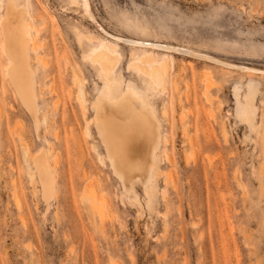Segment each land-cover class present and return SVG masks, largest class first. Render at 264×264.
<instances>
[{
    "label": "rangeland",
    "instance_id": "rangeland-1",
    "mask_svg": "<svg viewBox=\"0 0 264 264\" xmlns=\"http://www.w3.org/2000/svg\"><path fill=\"white\" fill-rule=\"evenodd\" d=\"M3 1L0 0V12ZM18 1L23 3L24 0ZM29 4L46 9L53 18L58 41H64L67 53L75 59V63L76 61L78 63L79 69L77 70L84 77V87L87 90L86 96L89 101L97 93L93 87V81L96 82L99 78L96 77L88 61L82 60L75 33L79 30L99 38H105V36L95 28V24L91 23L79 5L72 4V0H29ZM89 5L96 18L102 23L101 25L114 33L191 46L227 61L252 66L255 70L247 75L239 71L228 72L218 68L213 62L193 58L183 52H172L171 73L167 87L159 92V96L155 99L157 109L161 114L162 132L166 133L167 140L170 138L163 146L166 144V152H169L171 158H167L166 162L165 155L159 153L163 156H159L161 173L164 177L169 174V180L164 179L163 175H157L158 187L163 188L166 195L164 194L165 198H163L158 192L152 213L144 206L145 195L142 193L141 184H137L135 190L138 204H141L142 209L133 202L132 192L123 190L119 180L106 163V158L104 165L98 161L97 152L91 147V142L94 140L97 143V151L101 153H103V148L93 128L94 138L85 136L83 135L85 133L81 132L84 136L82 138L85 139L84 148L73 147L68 141L71 128L68 124L64 125L59 122L58 113L54 114L52 109H45L44 106L38 105L36 117L41 119L44 113H47V116L45 123L42 120L37 121V127L32 116L10 90H7L8 95L7 93L1 94L3 104L0 113V264H111V262L112 264H199V260L200 264H264V172L262 177H256V173L252 174L257 169L261 149L258 148V144L253 146L256 144L254 142L255 127L248 125L237 115L236 99L233 93L235 83H244L247 80L254 82L256 94L253 102L256 113L253 123L257 121L258 112H262L261 116L264 118V0H89ZM118 44L119 60L115 73L120 71L124 79L132 81L139 88L142 85L139 76L136 75L138 74L136 71L139 70L127 63L133 61L131 58L139 61L136 59L144 51L132 49V52L129 44L121 41ZM45 50L38 49L39 53H43L41 59L35 56L34 50L30 49L29 54L31 65L36 70V84L42 98L41 102L50 106L52 99L46 89L47 78L41 71L46 65L44 63L46 61L49 63L54 56ZM158 52L154 50L152 53L159 57L161 54ZM2 58L0 61L5 62V56ZM1 65L0 73H3L5 66ZM60 65L66 80L61 87L57 85L58 82H55L58 95L60 94L59 101L62 102L65 99L61 106L64 104L69 108L71 105L73 109H76L73 93L68 91L71 89L68 83L70 67L67 65L68 68L65 69L61 61ZM207 74L212 78L210 100L201 97L203 81L206 80ZM175 78H177V87L184 94L189 89V96L191 97L194 93L195 97L180 98L178 88L175 86ZM185 81H188L189 85L186 86ZM244 86L240 88L241 96L246 90ZM163 103L168 105L167 112H163ZM10 104L14 105V109ZM191 105L196 106V109L190 108ZM210 108L213 112L209 115L207 113ZM195 110L199 113L203 124L196 128L198 132L195 130V133L200 135V138L205 133L206 137L201 140L207 142V145L200 142L199 138L196 141L195 127H192L194 119L192 115L196 114ZM180 114L188 119L185 120V116L182 117ZM54 115H56L55 118ZM189 119L192 122L188 123ZM58 122L60 125L57 126ZM181 122L188 124L187 129L183 128ZM220 122H223L227 130V143L221 134ZM51 126L53 128L50 130ZM56 126H60L57 132L60 136L58 138L56 137L58 135L55 136ZM190 126L191 128L188 129ZM202 127H207V129ZM42 129L47 131L43 132ZM75 131L73 129L74 135ZM79 131L82 129L80 128ZM42 132L45 133L43 140ZM184 133L186 136L182 135ZM209 136H213L211 140ZM19 138L26 140L24 142L28 144L27 147L32 154L44 148L46 153H49L47 162L49 166L52 165L49 168L52 172L53 191L51 190L47 195L45 192V195H42L43 191L42 188L40 189L41 184L36 173H34L35 178L33 176L32 179L26 173L27 165L25 167L26 161L20 152ZM190 139L195 140L189 141ZM185 140L188 141L184 142L189 145L187 147L183 143ZM64 142L68 144L65 145ZM197 142L204 145V153L201 148L199 150ZM48 143L53 147H50ZM209 143L217 147L210 146ZM193 144L199 151L195 148L196 146L193 147ZM47 148L48 151L52 149L48 152ZM191 148H194V153ZM186 150H189V153L186 152L189 156L184 153ZM206 151L211 157L205 154ZM83 152L84 156L86 155L84 158ZM251 152L253 153L250 154ZM192 153L193 155L197 153L195 162ZM254 153L255 156H253ZM216 156L218 157L217 162ZM76 158H80L77 164ZM161 158L164 161H161ZM81 159L84 162V171H87V175L89 173L87 177L99 175V179L106 185L112 200L114 217L105 219L103 228L106 229V236H102L98 230L97 220L89 218L84 211L77 197L78 190H76V198L74 199L73 196V199L71 198V179H79L77 175L82 172L81 164H79L82 163ZM170 159L171 163L174 162L172 164L174 166H170ZM200 160L206 164V171L202 169V166L200 167ZM209 161L211 166L208 164ZM252 163L255 166L253 172ZM185 164L187 165L184 166ZM212 164L215 168H212ZM219 165H221L220 170ZM187 166L189 169L193 167L192 170L197 166L198 173L195 169L186 173L190 171ZM216 168L220 171L219 173L215 172ZM88 169L96 171L97 174L94 172L92 175L93 173L88 172ZM234 170L237 171H235L237 174L235 176L233 175ZM169 171H173L172 175L175 177L172 181L173 176ZM200 171L202 173H199ZM194 172V175L198 174L197 179L193 175ZM238 174L237 178H241L244 186L237 184ZM68 182H70L69 189L67 188L69 187ZM171 182L177 183H175L177 190L176 187L171 186L173 185ZM66 189L70 194L66 192ZM17 194L20 195L21 200H17ZM136 205L140 207L139 210L142 213ZM157 210L168 212L165 215L156 212ZM200 230H203V236H200ZM194 238L197 240L196 243L193 242ZM203 239L205 244L209 243V247L203 243ZM199 246L201 249L198 248ZM162 250H164V256L160 255ZM156 253L159 254L158 257L155 256Z\"/></svg>",
    "mask_w": 264,
    "mask_h": 264
},
{
    "label": "bare ground",
    "instance_id": "bare-ground-1",
    "mask_svg": "<svg viewBox=\"0 0 264 264\" xmlns=\"http://www.w3.org/2000/svg\"><path fill=\"white\" fill-rule=\"evenodd\" d=\"M72 4L79 5L81 7L83 13L87 16L88 19L91 20V18H96V15L94 14V12L92 11V9L89 5V0H72ZM94 26H95V28H97L101 32V30L98 28L97 25H94ZM43 30H45V31L42 33ZM101 34L104 35L105 38H99V37H96L95 35L85 34L83 32H80L79 30H76V33H75V39H76L77 44L79 45V48L81 51L80 56H81L82 60H86V62L88 61L91 68L94 70L96 77L99 78V79H97V80H99L98 81L99 83H97V80H96V82H95V80L93 81V87L97 93L93 96L92 99H90L88 101L89 98L86 96L87 90L84 87V81H83L84 77H82L79 73V70H77V69H79L77 66L78 63H77V61L75 63V59H73L67 53L68 51H66L67 48H66L64 41H62V40L58 41L59 38H58V35L54 29L53 18L48 14L46 9H44L42 7L41 8L36 7V5L30 6L29 0H24L23 3L19 2L18 0H4L2 2V7H1V12H0V59L2 58V56H5L6 61L5 62H3V60L0 61V64L5 66L3 73H0V113H1V107L3 104V99L1 97V94L7 93V95H8L7 90H10L17 97V99L19 100V103L27 110V112H29L30 116H32L33 121L35 123H37L36 126L38 125V122H37L38 120H42L44 122V121H46V116H47V113H44V114L40 113V114H42L43 117L41 119H38V117H36V114L38 112L37 111L38 105L44 106L45 109H52L54 111L53 112L54 114L58 113L57 116L59 117L58 118L59 122H61L64 125L68 124V126H70L69 128H71V132L69 131L70 137L68 136L70 138V140H68V141H70V144L73 147H78L80 149L82 147L84 148L83 141L85 139H83L82 136L88 135V136L93 137V135H92V128H93L95 133H96V136L98 137V140H99V142L103 148V153H101V152L97 151V143L94 140L91 142V147L93 148L94 151L97 152L98 161L104 165V163L106 162L105 161V158H106V160H107L106 163H108L112 173L119 180L123 190L132 192V195H133L132 200L136 204H138V198H137L135 186L137 184H141L142 185L141 187L143 188L142 193L145 195L144 196L145 197L144 198L145 199L144 206H146L147 207L146 209L147 210L149 209V211H151V213H152V210H154V209H152L153 205L157 201L158 192H159V195L161 194L162 195L161 197H163V198H165L164 194L166 195V193H164L165 192L164 189L163 188L161 189L160 187H158V184H157L158 183L157 182V175L158 174L163 175V173H161L162 168L160 165V157L159 156L165 155V158H166L165 161L168 160L167 158H171V157H169L170 156L168 154L169 152H166V150H167V149H165L166 144H165V146H163L164 143L169 141L170 138L167 140L168 137H166L167 136L166 133L164 134L162 132L163 131L161 129L162 128V121L160 118L161 114L158 111L159 109H157L158 106L155 103L156 102L155 99H156V97L159 96L158 95L159 92L163 91L167 87V83L169 81V77H170V73H171L170 62H171L172 57H173L172 52H174V51L175 52H183V53H185L188 56H191L193 58L213 62L218 68H220L224 71H228V72L239 71V72H241V74L247 75V74H251V72H254L255 69L252 66L240 65L239 63L227 61V60L219 58V57H217V56H215L209 52L202 51V50H199V49L191 47V46H184V45H180V44L162 42V41H158V40H148V39L138 38V37L137 38L127 37V36H123V35L116 34V33H115L116 34L115 36H109L103 32H101ZM48 38H49V40H48ZM119 41L126 43V44H129L131 51H132V49H137V50L140 49V51L141 50L144 51V53L139 58L137 57L138 59H136V60H139V61H135L134 59L131 58V60H133V61L130 60L131 62L127 63V65H130V66L133 65L134 69L136 67L137 68L136 70H139V71H136V72H138V74H136V75L139 76V80L142 82V85L139 88L132 81L124 79L122 74L120 73V71L115 73L117 62L119 60L118 59L119 58V53H118V46H119L118 42ZM39 48H41L42 51L44 49H46L45 50L46 52L52 53V55L54 56L53 59L50 60L51 62L48 60L49 63H47V61H46V63H44V65L45 64L46 65L43 67V69L41 71V73H45L44 77L47 78L46 89L50 95V98L52 99L50 106H47L46 104L41 102L42 98L40 97V93L38 91V87L36 84L37 83V79L35 76L36 70L34 67H32L33 65H31L32 63L30 62V60H31L30 59L31 57L29 54L30 49H31V51L34 50L35 56L37 58H40L43 53H39V51H38ZM154 50L159 51L161 55L159 57L157 55V57H156V55L154 53H152ZM43 59H44V57H43ZM37 60L39 61V59H37ZM60 61L64 64L63 67L65 69L68 68L67 65L70 67V72L68 71L70 79L68 80L69 82L68 81L67 82L70 83L71 87H69V88H71V89H68V91H69V93L71 91H72L71 93H73V96L72 95L71 96L75 99L76 107H77L76 109H73V106H71V105L69 108L64 106V104H63V106H61V103L64 102L65 99L62 102L59 101V97H60L59 95L60 94L58 95V90L55 87V84H56L55 82H58L57 85H60L59 87H61L64 85V80H66V79H64V74H63L64 71L61 69ZM143 62H145L146 64ZM67 73H65V75ZM206 76H207L206 80L204 79L205 81H203L204 83H203V87L201 90V97H202V99L204 97L205 99L210 100L212 97V93L210 91L211 86H212V81H211L212 78L209 76V74H207ZM66 78H68V77H66ZM125 80H127V81H125ZM174 82L176 84L175 85L176 88H178L177 87V78L174 79ZM185 84L187 86V85H189V82L185 81ZM243 86H244V88L246 87V90L244 91L243 96H241L239 92H240V88H242ZM188 87H186V88H188ZM66 88H68V86ZM184 90H185V88H184ZM188 90L189 89H187V91L185 90L186 93L184 94L182 92V90L180 88H178L177 92L179 94V97L182 98L183 96H185V97L189 96L190 93L188 92ZM233 93H234V96L236 99L235 107H236L237 115L240 117L241 120L245 121L248 125L255 127L254 142L256 144L255 145L253 144V146H256L258 144V148L260 147L259 149H261L260 150L261 151V157H260L259 161H257L258 166H257L256 170L254 169L255 166H253L255 162L252 163V165H251V166H253L252 172H253V170H255L252 174L256 173V175L254 174L256 177H262L263 172H264V118H262V116H261L262 112H258L257 121H256V123H253V118H254L255 113H256L255 112V104L253 102L254 95L256 94V84L250 80L244 81V83L243 82L235 83ZM193 94H192V96L195 97V94L194 95ZM187 98H185V99H187ZM189 99H188V101H189ZM193 104L195 105V102ZM10 106L13 107L14 105L10 104ZM167 106H166V103L162 104L163 112L168 111ZM192 107H194V106L191 105L190 108H192ZM13 109H14V107H13ZM17 109H18V107H17ZM192 109H191V111H192ZM210 110H211V108H210ZM210 110H208V113L207 112L206 113L209 114L211 112L210 114H212L213 111L212 110L210 111ZM39 111H40V109H39ZM197 111H199L198 108H197ZM18 112H19V110H18ZM195 112H196V110H195ZM55 116L56 115H54L53 117L55 118ZM184 116H182V117H184ZM192 116L194 117L193 122L191 121L192 118L189 117V118H191V120L189 119L188 123L190 121L192 122V124H193L192 127L193 126L195 127V129H194V133H195L196 128L199 126H203V124H202V121H201V118H200L198 112H196V114L195 115L193 114ZM182 117L180 119L183 121ZM186 118L188 119V117L185 116L184 119L186 120ZM180 119H179V121H181ZM59 122H58L57 126L60 125ZM35 123H34V126H35ZM186 123H187V121H186ZM20 124H21V122H20ZM186 125L188 126V124L182 123V126L184 129H187ZM57 126H56V129H57L56 133L53 132V134L55 133V136L58 135V136H56L58 138L60 136L57 132H58V128H60V126L59 127H57ZM52 128H53L52 126H51V128L49 127L50 130ZM80 128L82 129V131H79ZM189 128H191V126L188 127V129ZM202 128H204V127H202ZM205 128L207 129V127H205ZM14 129L15 128H13V130ZM34 129H36V128H34ZM73 129L76 130L75 135H74ZM204 129H202V130L204 131ZM202 130H200V132ZM220 130H221V134L224 138V141L226 140L225 143H227V141H228L227 140V137H228L227 136V130L225 129L223 122H220ZM45 131H47V130H45ZM45 131L43 130V132H45ZM182 131H183V129H182ZM185 131H187V130H185ZM189 131H191V130H189ZM43 132H42L43 136H41L42 140H43L44 134H45V133L43 134ZM81 132H83L85 134L82 135ZM207 132H210V131H207ZM191 133H192V131H191ZM204 134H203V136H201L202 138L206 137V136H204ZM182 135L186 136V133H184ZM188 135H189V133H188ZM196 135H198V134L195 133L196 141L198 140L197 138H199V140L202 139L199 137L200 135H198V137ZM56 137H55V139H56ZM68 137H66V139ZM189 137H190V135H189ZM211 137H213V136H211ZM211 137H210V140H211ZM185 138H187V137H185ZM214 138H216L215 135H214ZM214 138H213V140H214ZM45 139H46V137H45ZM207 139H208V137H207ZM207 139H205V140H207ZM20 140H22V141H20ZM46 140L48 141V139H46ZM59 140H60V138L57 141L59 142ZM186 140H188V139H186ZM186 140L183 141V143L186 142ZM191 140H195V139H190L189 141H191ZM216 140H218V139H216ZM24 141H26V140L19 138V142H20L19 146L21 149L20 152L22 154V157H24L23 159L26 161L25 167L27 165V168H26L27 172L26 173L29 174V177L31 179L34 176V173H36V176L39 180V183L41 184L40 189L42 188V191H43V192H41V191L40 192L43 193L42 195H45V194L47 195L48 192H50L51 190L53 191L52 172L49 168L52 165L49 166V164L47 162L48 161L47 158H48L49 153H46L45 148H44L41 151L38 150L39 152L34 151L35 154L34 153L32 154L31 151L29 152V149H28L29 147H27L28 144ZM207 141H209V140H207ZM193 142L194 141H192V143ZM200 142H204V141L201 140ZM200 142H197V144L199 145L198 148H199V150L201 148V150H203V152L202 151L201 152L204 153L205 147ZM50 143L52 144V142H50ZM204 143H205V145H207L206 144L207 142H204ZM215 143H217V142H215ZM64 144H65V142H64ZM66 144H68V143L66 142ZM211 145H212V143L210 144V146ZM185 146L187 147L189 145L185 144ZM194 146H196V145L193 144V147ZM212 146L217 147V145H214V144ZM50 147H53V145L52 146L50 145ZM202 147H204V149ZM219 147H221V146H219ZM188 148H190V147H188ZM195 148L197 149V146ZM206 148H208V147L206 146ZM193 149L191 148L192 152H193ZM252 149H254V147H252ZM46 150L48 151V148ZM230 150H229V152H232ZM81 151H80V153H81ZM188 151L186 150L184 153L188 155V153H189ZM186 152H188V153H186ZM193 153H192V155H193ZM252 153L253 152H251L250 154H252ZM259 153L260 152L258 150V155L260 156ZM185 154H184V156H186ZM195 154H197V153H195ZM195 154L193 155L194 162L197 158V157H195L196 156ZM205 154L210 155L207 151L205 152ZM220 155H222V154H220ZM220 155H219V157H220ZM85 156H84V152H83V158ZM253 156H255V153ZM161 157H163V156H161ZM210 157H211V155H210ZM256 157H257V153H256ZM217 158L218 157L216 156V158H215L216 162H217ZM222 158H224V157H222ZM82 159H81L82 163H79V164H81V171L82 172L78 173L80 175H77V177H79V179L77 177H76V179H78V180H75L74 178H72L71 179V185H70V182H68L69 184L67 183L68 186L69 185L71 186V189H70L72 191L71 192L72 193L71 198H72V196L74 199L76 198L75 197L76 196V190H78L79 192H78L77 197H79V200L82 204V207L85 209L84 211H86L89 218H91L92 220L95 219V221L97 220L98 228H99L98 230H100L102 236H106V233H105L106 229L104 230V228H103L104 223H105V219L107 217L108 218L114 217V214H113L114 207L112 204V200H111V197L109 196V192L107 190L106 185L101 181V179H99V175H94V172H95V174H97L96 171L93 172L92 170H89L90 169V167H89L88 172L90 171V173H93L92 175H94V177H90V178L87 177V176H89V173L87 175V171H84V169H83L84 162ZM172 159H174V158H172ZM202 159L204 160V156L202 157ZM219 159H218V161H219ZM78 160H80V158H76V164L78 163ZM232 160L234 161L233 157H232ZM25 161H23V162H25ZM69 161H70V159H69ZM161 161H164L163 158H161ZM187 161H185V162H187ZM198 161H199V159H198ZM226 161L228 162V160H226ZM226 161H224V162H226ZM251 161H253L252 158H251ZM91 162L93 163V161H91ZM174 162H175V159H174ZM200 162H201V160H200ZM211 162H213V161L211 160ZM211 162L209 161V163H208L210 166H211ZM161 163H163V162H161ZM173 163H171V159H170V166H174V165H172ZM68 164H69V162H68ZM88 164H87V166H88ZM223 164H225V163H223ZM229 164H232V163H229ZM69 165H71V164H69ZM186 165L187 164H185L184 166H186ZM199 165H200V167L202 166V169L204 171H206V164L204 162H201V164H199ZM199 165H197V166H199ZM214 165H215V163H214ZM234 165L236 166L235 162H234ZM219 166H220V168H219ZM219 166H218V168L220 170L221 165H219ZM237 166H239V165H237ZM196 167L194 169L197 172V170H199V169H198V167L197 168ZM213 167L214 166L212 164V168ZM79 168H80V166H79ZM192 168L193 167H191L189 169V167H188V169L190 171H186V173L187 172L190 173ZM236 168L237 167H235V169ZM70 169H72V167ZM93 169H94V167H93ZM194 169L192 171H194ZM85 170H86V167H85ZM210 170H209V173H210ZM237 170H240V169L237 168ZM235 171L236 170H234V172ZM215 172L219 173L220 171H218L216 168ZM236 172L233 174L234 176H235ZM169 173L172 175L173 171H169ZM199 173H202V172L200 171ZM238 173H240V171H238ZM194 174H195V172L193 173V175ZM68 175H69V172H68ZM73 176H70V177H73ZM172 176H170V178L172 177L171 181L175 178L174 175H172ZM194 176H196L195 178L197 179L198 174L194 175ZM207 176H208V173H207ZM27 177H28V175H27ZM168 177H169V174L168 175L166 174L165 177L163 175V178L167 179V181L169 180ZM187 177H189V176H187ZM205 177H206V175H205ZM237 177H239V174H238V176H236V178ZM34 178H35V176H34ZM164 179H163V181H164ZM240 179H238V178L236 179L237 184L244 186L242 180H240ZM30 181H32V180H30ZM67 181H68V179H67ZM193 181H194V179H193ZM33 182H35V181L33 180ZM171 183L173 184V182H171ZM175 183L176 182H174V184L171 186L176 187L175 189L177 190V185H176L177 183L176 184ZM189 184H190V180H189ZM70 186L67 188L69 189ZM32 187H34V186H32ZM141 187H139V188L141 189ZM189 188H190V186H189ZM32 189H34V188H32ZM191 189H193V188H191ZM68 191L69 190H67L66 192H68ZM35 192H36V190H35ZM44 192H45V194H44ZM62 192H64V191H62ZM19 196L17 194V200L20 199ZM179 197L180 196L178 194V198ZM55 198H56V196H55ZM136 200H137V202H136ZM165 203L167 204V202H165ZM166 204H165V207L167 205L169 206L170 201H169V204H167V205ZM138 205L140 206L141 204H138ZM138 205H136V206H138ZM139 206L137 207L138 210L141 207V206L140 207ZM168 206L166 208H168ZM141 209H142V207H141ZM139 212H140V210H139ZM156 212L160 213L161 211L159 212L157 210ZM167 212H165V213L161 212V213H164L166 215ZM180 212H181V210H180ZM140 213H142V212H140ZM153 213H154V211H153ZM164 214H161V215H164ZM139 216H141V214ZM91 219H90V221H91ZM193 223L195 224L194 221H193ZM196 223H197V221H196ZM163 224H164V221H163ZM202 231L203 230H200V232H201V233H199L200 236H203ZM196 236H197V234H196ZM195 239L196 238H194V240ZM193 242L196 243L197 240H195ZM203 243H204V239H203ZM205 245H207V243ZM208 245H209V243H208ZM200 246L198 247L199 249H201ZM212 249H210V250H212ZM162 251L163 252H161L160 255L164 256L165 255V254H163L164 250H162ZM202 251L203 250H201V252ZM157 255H159V254L156 253L155 256H157ZM198 262L200 264V260ZM111 264H112V262H111Z\"/></svg>",
    "mask_w": 264,
    "mask_h": 264
},
{
    "label": "water",
    "instance_id": "water-1",
    "mask_svg": "<svg viewBox=\"0 0 264 264\" xmlns=\"http://www.w3.org/2000/svg\"><path fill=\"white\" fill-rule=\"evenodd\" d=\"M90 21H91L92 24L94 23L95 25H97L98 28L101 30V32H103V33H105V34H107L109 36H115L117 34V33L115 34L114 32L110 31L109 29H107L104 25L102 26L101 22L97 18H91ZM260 68H263V67H260Z\"/></svg>",
    "mask_w": 264,
    "mask_h": 264
}]
</instances>
